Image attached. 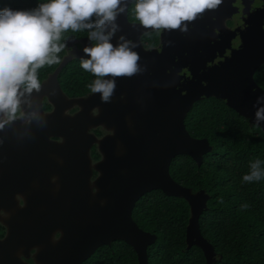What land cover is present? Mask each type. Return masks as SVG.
<instances>
[{
  "label": "water",
  "instance_id": "1",
  "mask_svg": "<svg viewBox=\"0 0 264 264\" xmlns=\"http://www.w3.org/2000/svg\"><path fill=\"white\" fill-rule=\"evenodd\" d=\"M132 1L122 0L125 11L116 15L106 31L111 30L112 24L117 26L110 39L114 47L130 41L129 50L139 57L137 71L131 76L101 78L115 82L108 102L102 101L100 92L69 97L58 81L60 70L70 60L89 58L83 51L85 46H94L88 37L66 40L72 44L70 52L63 55L38 90L29 92L20 86V121L44 120L48 128H52L58 118L64 125L62 130L46 131L45 122L39 126L29 124L30 132L24 129L16 135L13 133V139L23 145L31 143L28 138L37 136L33 143L51 144L57 143L51 141L52 135L61 137L60 145L69 148L70 152L80 153L77 163L85 179L79 191L69 193L65 184L57 193L24 198V204L16 205L9 217H0L8 229L4 242L28 241V247L36 248L33 264H82L99 246L110 245L117 239L133 247L138 264H149L147 248L156 235L140 228L132 211L143 194L155 189L188 202L187 249L199 246L207 264H213L217 259L213 244L203 236L199 225V217L207 208L210 196L204 189L193 191L175 181L170 174V164L176 155L186 154L200 165L203 156L212 150L207 138L192 137L185 126L187 113L203 96L224 100L250 124H256L253 105L264 106V99L257 103L258 98H264V88L255 82L253 73L264 63V42L257 43V52L254 44H246L231 58L233 62L229 66L211 68L205 77L177 87L176 70L172 65L175 57L182 60L188 57L185 48L191 30L187 28V21L182 22L180 28L162 30V50L146 48L141 36L154 29L129 20L128 8ZM72 42L80 43V47ZM246 54L255 56L253 66L240 62ZM44 96L54 105V109L45 115L41 101ZM74 106L79 107L75 113L64 114L66 109ZM258 126L264 133V121ZM98 127L108 132L98 138L90 132ZM2 129L0 125V132L4 133ZM93 144L97 145L101 155L95 163L90 155ZM92 169L98 172L93 182L90 181ZM12 264L29 263L16 259Z\"/></svg>",
  "mask_w": 264,
  "mask_h": 264
},
{
  "label": "trees",
  "instance_id": "2",
  "mask_svg": "<svg viewBox=\"0 0 264 264\" xmlns=\"http://www.w3.org/2000/svg\"><path fill=\"white\" fill-rule=\"evenodd\" d=\"M48 0H0V9L32 10ZM133 0L128 8L130 21H137ZM97 17L93 16L92 20ZM87 23V21H86ZM88 29L61 34L64 45L56 56L66 52L68 39L88 37ZM146 47L158 44L159 33L151 30L141 37ZM93 45L98 40H91ZM82 58H73L58 74L62 90L69 96L91 92L90 85L100 78L80 67ZM45 64L37 69L39 82L59 64ZM101 79V78H100ZM264 87V76L257 77ZM27 86V84H23ZM192 137L207 138L212 150L198 165L189 155L178 154L170 164L175 181L193 191L204 189L209 194L207 208L199 217L201 233L214 246L213 264H264V178L245 182L250 163L264 162V133L256 124L230 108L222 99L203 97L196 101L185 117ZM264 168V163L261 165ZM247 205V207H244ZM132 216L138 226L154 233L156 239L147 248L149 264H207L199 246L186 247L189 204L182 197L166 195L160 189L143 194L135 203ZM82 264H138L132 246L121 239L99 246Z\"/></svg>",
  "mask_w": 264,
  "mask_h": 264
},
{
  "label": "flooded vegetation",
  "instance_id": "3",
  "mask_svg": "<svg viewBox=\"0 0 264 264\" xmlns=\"http://www.w3.org/2000/svg\"><path fill=\"white\" fill-rule=\"evenodd\" d=\"M187 25V28L191 30L188 35L189 43L185 48V54L188 57L182 60L177 56L172 65L176 70L175 82L178 83L177 87L180 84L195 82L201 77H205L211 68L221 65L229 66L232 61L231 58L237 52L239 54L246 44H254L257 52L259 48L257 43L259 44V41L264 42V0H221V3L214 9H206L197 14L194 20L187 21ZM154 30L159 33L158 44L149 47L143 45L146 48L155 47L162 50L160 36L163 28ZM65 44V54H67L70 52L72 44L68 42ZM75 44L80 47V43L76 42ZM255 59L253 54H246L240 62L253 66ZM236 61L239 62V59ZM262 75L264 76V63L259 65L253 73L255 82L264 88L257 79ZM21 86L27 88V86ZM91 92L80 96H87ZM41 101L44 115L54 109V105L46 96ZM78 109V106L68 108L64 114L71 115ZM96 111L94 109V112ZM0 115H2L0 116V125L5 133L0 132V217H9L16 205L24 204V198H40L51 192L57 193L65 184L67 188L65 190H69V193L81 190L82 182L85 179L84 176H81L77 163L80 153L70 152L69 148L66 149L60 145L59 142L63 139L54 135L50 139L57 143H33L37 136L28 138L30 141L32 140L29 144L16 143V138L13 139V133L16 135L24 129L29 131V124L39 126L45 122L44 120L30 123L20 121L19 118L22 116L20 104H18L14 114L6 110ZM44 125H47L46 131H58L59 129L62 130L64 121L57 118L52 124L54 128H48L49 125L46 122ZM31 129L34 130L35 128ZM35 130L38 131V129ZM90 132L95 133L100 138L108 131L98 127L90 130ZM90 155L93 163L100 160L101 155L96 144L91 146ZM97 176L98 172L92 169L90 181L93 182ZM7 232V226L0 221V264H12L15 263L16 259L33 264L36 248L34 246H29V248L28 241L4 242L3 238L6 237Z\"/></svg>",
  "mask_w": 264,
  "mask_h": 264
},
{
  "label": "clouds",
  "instance_id": "4",
  "mask_svg": "<svg viewBox=\"0 0 264 264\" xmlns=\"http://www.w3.org/2000/svg\"><path fill=\"white\" fill-rule=\"evenodd\" d=\"M220 3L221 0H137L135 13L146 28L177 29L182 22L192 21L197 14ZM125 7L122 0H48L32 10L0 9V111L15 113L21 85L26 83L29 92L40 88L37 69L59 62L56 53L64 45L58 41L69 29L74 32L88 29V39L99 41L83 49L89 58L81 59L80 67L86 72L100 78L136 73L139 57L129 50L130 41L114 47L110 39L117 26L112 24L111 30L106 31ZM93 16L97 17L94 21ZM100 78L89 87L93 93H102V101L108 102L115 82ZM260 99L264 98H258L257 103ZM253 107L256 108L255 123L259 125L264 121V106L254 104ZM262 163L259 159L251 162L243 180L251 183L264 178Z\"/></svg>",
  "mask_w": 264,
  "mask_h": 264
}]
</instances>
